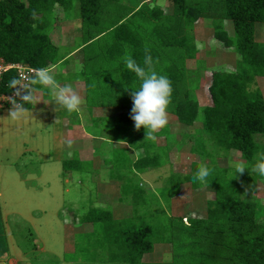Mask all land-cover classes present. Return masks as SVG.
Masks as SVG:
<instances>
[{"label":"trees","instance_id":"trees-1","mask_svg":"<svg viewBox=\"0 0 264 264\" xmlns=\"http://www.w3.org/2000/svg\"><path fill=\"white\" fill-rule=\"evenodd\" d=\"M72 1L0 0V59L37 71H46L66 59L69 49L55 46L51 33L55 7L67 15ZM172 5V14L165 16L158 7L150 9L147 4L130 10L121 0H77L86 104L118 109L104 132L108 136L130 133L125 143L130 150L140 152V157L109 167L108 177L120 183L119 203L131 207L126 217L118 220L110 210L90 208L76 224H91L92 230L82 234L101 251L107 264H162L143 260L157 245L172 247L174 259L166 264H264V207L242 198L253 195L258 180L264 182L251 168L264 152V98L258 89H252L257 78H264V43L255 40L256 24L264 25V0H172ZM201 19L210 21L214 40L241 58L235 72L212 74V105L203 108L190 96L197 90L198 75L181 66L195 59L191 30ZM227 21L233 26L232 36L224 29ZM145 50L152 57L148 65L144 64ZM126 57L135 59L146 72L154 71L171 81L166 113L176 122L190 126L201 120V129L189 140L193 154L200 160L209 159L206 166L212 173L208 183L193 181L194 171L202 165L193 163L190 174L172 173L154 194L141 187L139 176L165 165L171 145L156 144L155 135L166 133L167 126L153 133L154 140L143 127H134L131 88H138L140 79L124 68ZM37 85V81L31 82L30 94ZM28 104L24 103V108ZM100 131V137H105ZM217 149L238 152L247 169L234 173L235 169L218 167L214 163ZM73 172H83L79 159L62 163V178ZM187 183L213 190L214 199L206 203L205 218L170 216L171 200ZM185 219L187 225L183 224ZM83 260L94 262L96 257L85 256Z\"/></svg>","mask_w":264,"mask_h":264},{"label":"rangeland","instance_id":"rangeland-1","mask_svg":"<svg viewBox=\"0 0 264 264\" xmlns=\"http://www.w3.org/2000/svg\"><path fill=\"white\" fill-rule=\"evenodd\" d=\"M144 3L150 9L158 7L165 16L172 14V0H130L128 4L132 7L127 8L132 10L135 4ZM55 10L52 42L57 46L60 43L71 44L72 40L77 43L81 30L77 0L72 1L67 15L58 6ZM224 29L229 36L233 35L231 22H225ZM191 33L196 46L195 59L186 60L181 66L187 72H196L198 75L197 90L190 96L203 108L212 105L209 94L212 74L235 72L241 58L233 49H227L213 39L209 20H198ZM255 40L264 43L263 24H256ZM80 69V65L70 66L66 71L78 73ZM189 77L192 79L191 75ZM255 82L252 89H258L264 98V78H257ZM42 92V87L32 91L33 101L17 117L10 114L14 110L12 107L0 109V215L5 219L1 233L5 238L2 242L8 248L0 249L2 261L8 264L13 259L19 264H107L101 251L91 246L87 241L88 237L82 234L92 230L91 224L80 225L76 222L86 216L90 208L110 210L114 219L126 217L125 214L131 211V207L119 203L120 183L111 180L108 171L115 164L122 166L125 160L139 158L140 152L133 150V153L125 143L130 138V133L118 135L114 132L108 136L109 133L104 132L105 125L118 112L117 109L100 112L106 119L100 130L120 145L116 143L114 147H109L112 145L108 143L103 146L104 143L96 144V141L80 137L79 134L63 137L64 112L34 108L36 97L46 101L40 97ZM75 117L73 114L68 119L73 120ZM166 119L167 132L155 136L158 146L168 143L171 145L167 163L139 176L142 178L141 187L148 194H154L155 189L161 188L172 173L185 176L191 173L193 163L205 166L209 163V159L200 160L191 151L193 143L189 136L201 129V120L186 126L176 122L167 113ZM84 123L88 136L96 138L98 132L93 126L94 122L85 119ZM72 159H81L83 172L68 173L62 178V163ZM214 163L220 168L235 169L237 165L244 164V161L236 151L227 153L217 149ZM126 172L127 170L124 173ZM92 179L100 185L93 183ZM108 183H111L110 188L107 187ZM183 187L182 193L171 200L170 216L205 218L206 203L214 199L213 190L206 186L198 189L188 183ZM242 198L259 202L264 207V182L258 180L253 195H243ZM183 224H188L186 219ZM89 241L92 242L91 239ZM2 245L3 243L0 244ZM85 256L96 257V260L84 261ZM173 259L171 246L157 245L154 252L143 260L147 263L166 264Z\"/></svg>","mask_w":264,"mask_h":264},{"label":"clouds","instance_id":"clouds-1","mask_svg":"<svg viewBox=\"0 0 264 264\" xmlns=\"http://www.w3.org/2000/svg\"><path fill=\"white\" fill-rule=\"evenodd\" d=\"M144 58V64L151 63L152 57L147 54ZM126 70L133 71L140 79L138 88H131V99L133 107L131 108L130 118L134 122V127L139 130L144 128L145 133L151 139H155L153 133L158 129L167 125L166 110L170 102L172 94L171 81L164 75L156 72L148 73L144 67H141L132 57H126L123 61ZM37 82L44 86H51L56 89V82L53 76L44 70H40ZM17 82L14 80L13 85ZM16 95L21 97L22 103H17L14 110L10 112L13 117L19 116L24 109V103H31L33 96L19 88H16ZM57 103H59L67 112L77 111L81 104L80 97L69 86L57 90ZM71 142H69L70 146ZM247 165L239 164L235 167L234 173L243 172L247 169ZM252 171L260 177H264V152L258 155V158L251 165ZM212 169L205 165L199 166L193 173L194 182L208 183V177L211 175ZM83 214V213H82Z\"/></svg>","mask_w":264,"mask_h":264},{"label":"crops","instance_id":"crops-1","mask_svg":"<svg viewBox=\"0 0 264 264\" xmlns=\"http://www.w3.org/2000/svg\"><path fill=\"white\" fill-rule=\"evenodd\" d=\"M130 2V0H121V4L123 6L126 7H130L131 5H129L128 3ZM146 4V3H144ZM136 6L133 7L134 9L132 10H137L140 6H142L143 4H135ZM132 7V6H131ZM227 23H229L227 21ZM81 24V23H80ZM55 29V28H54ZM81 29V26H80ZM233 30V29H232ZM233 32V31H232ZM74 40H72L71 44H67V43H60L57 47H60L61 49L66 48L69 49L66 59H64L63 61L59 62L57 65L51 67L50 69L46 70L47 73H49L51 76L54 77L55 82H56V89H53L51 86H44V85H37V88H43V92L40 95V97H43L44 100H40L39 98L36 97V99L33 102L34 108H40L42 110H55L58 109L63 113V130H64V136L63 137H73V135L75 134H79L80 137H87V139L91 140V141H96V144L99 143H104L103 146L107 145L108 143L111 144L112 146L109 147H114V145L117 143L118 145H120L118 142H116L115 139H106L108 138L107 136L101 138L100 137V129H95L98 132V135L96 138L94 137H89L88 133L85 130V119L90 120L92 122H94V124L96 125H103L104 121H106V119L104 118V116L101 113H103L104 110H114L115 108H104V107H100V105H96L95 107H88L86 104V99H85V86L83 84V74H82V69H83V65H84V61H85V54H84V46L81 43V30L79 32V40L77 41V43H75ZM81 67L80 70H78V73L76 72H68L66 71L67 68H69L70 66L73 67H77L79 66ZM40 72V71H38ZM38 76L35 75L32 78V81L36 82L37 79L36 77ZM35 79V80H34ZM65 85H69L74 92L80 97L81 99V104L79 105V108L77 111H74L73 113H69L67 112L59 103H57V99H55V95L57 96V90L59 88H63ZM35 87L33 89L36 90ZM46 97V99H45ZM28 106H30V103L28 104ZM47 108V109H46ZM118 110V109H117ZM75 114L76 117L72 120H69V116ZM69 120V123H68ZM95 126V125H93ZM64 141V140H63ZM81 142V141H80ZM96 147V145H95ZM124 147L127 148L126 145H124ZM96 148H94L95 150ZM133 151V150H132ZM99 152V150H98ZM94 153L96 154L97 151H94ZM93 153V154H94ZM133 153H135L133 151ZM137 159V158H136ZM81 160V159H80ZM93 160V159H92ZM94 170V169H93ZM97 174H99L98 170ZM105 172V171H104ZM96 174V173H95ZM108 175H109V171H108ZM93 183H95L96 181H94L92 179ZM95 184H98V186L100 185L99 182H96ZM94 184V186H95ZM103 184V182L101 183ZM109 186H107L108 188H110L111 183H108ZM105 185V184H104ZM120 206V205H118ZM121 207V206H120ZM124 211V210H123ZM4 218L3 216L0 215V244L3 243L2 246H0V249H6V243L4 244V242H2L3 240H5V238L2 235V224L5 223L4 222ZM8 249V248H7ZM2 256L0 255V264H8L6 261H2ZM9 264H19L18 261H15L14 259L10 261Z\"/></svg>","mask_w":264,"mask_h":264},{"label":"built area","instance_id":"built-area-1","mask_svg":"<svg viewBox=\"0 0 264 264\" xmlns=\"http://www.w3.org/2000/svg\"><path fill=\"white\" fill-rule=\"evenodd\" d=\"M37 74L39 72L33 68L0 59V109L14 108L17 103H22L21 97L15 94L16 88L30 93L32 78Z\"/></svg>","mask_w":264,"mask_h":264}]
</instances>
